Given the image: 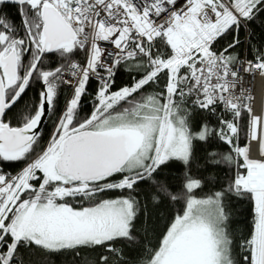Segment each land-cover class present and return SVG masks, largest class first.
<instances>
[{
	"label": "snow or ice",
	"instance_id": "1",
	"mask_svg": "<svg viewBox=\"0 0 264 264\" xmlns=\"http://www.w3.org/2000/svg\"><path fill=\"white\" fill-rule=\"evenodd\" d=\"M258 78L264 0H0V264H264Z\"/></svg>",
	"mask_w": 264,
	"mask_h": 264
},
{
	"label": "rangeland",
	"instance_id": "2",
	"mask_svg": "<svg viewBox=\"0 0 264 264\" xmlns=\"http://www.w3.org/2000/svg\"><path fill=\"white\" fill-rule=\"evenodd\" d=\"M190 31H191L190 27L185 29V32H190ZM174 36L177 44L183 45L185 43L186 37L184 36V33H176L174 34ZM193 243L195 247L199 250L201 247V241L199 240L198 237L193 238Z\"/></svg>",
	"mask_w": 264,
	"mask_h": 264
},
{
	"label": "built area",
	"instance_id": "3",
	"mask_svg": "<svg viewBox=\"0 0 264 264\" xmlns=\"http://www.w3.org/2000/svg\"><path fill=\"white\" fill-rule=\"evenodd\" d=\"M252 83L255 85L258 92L260 91V89L258 88V83H261L263 85L262 88H264V78H258L257 80H254Z\"/></svg>",
	"mask_w": 264,
	"mask_h": 264
},
{
	"label": "bare ground",
	"instance_id": "4",
	"mask_svg": "<svg viewBox=\"0 0 264 264\" xmlns=\"http://www.w3.org/2000/svg\"><path fill=\"white\" fill-rule=\"evenodd\" d=\"M262 87H263V85L261 83H258V88L260 90L262 89ZM260 175H261V178H264V171H261Z\"/></svg>",
	"mask_w": 264,
	"mask_h": 264
}]
</instances>
